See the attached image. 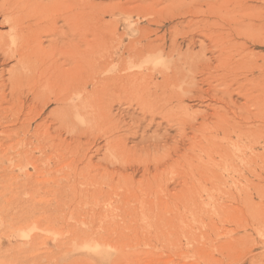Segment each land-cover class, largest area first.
Masks as SVG:
<instances>
[{
    "label": "rangeland",
    "instance_id": "rangeland-1",
    "mask_svg": "<svg viewBox=\"0 0 264 264\" xmlns=\"http://www.w3.org/2000/svg\"><path fill=\"white\" fill-rule=\"evenodd\" d=\"M94 1L89 61L131 70L130 106L88 83L79 139L54 103L30 122L33 145L0 137V264H264V0ZM2 61L0 110L22 116L28 91ZM128 107L148 116L125 139ZM112 130L132 153L108 149Z\"/></svg>",
    "mask_w": 264,
    "mask_h": 264
},
{
    "label": "bare ground",
    "instance_id": "bare-ground-1",
    "mask_svg": "<svg viewBox=\"0 0 264 264\" xmlns=\"http://www.w3.org/2000/svg\"><path fill=\"white\" fill-rule=\"evenodd\" d=\"M86 5L87 0H44L43 2L39 0H0V16L4 18L2 24L9 28L8 33L0 36V61L4 60L2 61L3 67L9 62L14 63L9 70L12 91L19 87L28 91L27 99L21 107L25 112H21L22 116L8 115V112L0 110V128L3 129L0 137L8 135L7 141L24 142L27 140L26 145H33V142L27 139L31 128L30 122L40 116L46 107L54 103L58 106L55 113L57 123L67 130L70 129L74 139H79L84 133L85 123L88 122L85 121L86 111L93 105L92 102H88L90 95L87 93L88 83L93 84L92 92L97 93L100 88L103 90L104 98L103 100L98 99L97 103L101 100L114 102V93L118 95L119 92L124 91L127 94L125 104L130 106L129 92L133 77L131 70L127 66L114 67L111 64L100 66L89 61L88 53L98 47L101 37L96 31L94 33V30L87 28ZM91 5L93 11L96 12L100 4L94 1ZM210 12H213L216 20L214 21L210 16L203 18L202 22L211 33L212 39L219 38L221 31L217 27L220 19L218 14H221L223 9L212 8ZM231 24H236L237 27L243 23L233 21ZM212 28L215 29L214 32ZM262 40L264 41V39H254L256 43H262ZM45 43H48V46H45ZM191 58H198V55L191 54ZM4 72V70L1 71V75ZM110 72L113 74L108 75ZM162 74L163 80L167 79L166 73ZM118 76L124 77L123 84L117 82ZM154 103L155 110H159V102ZM11 107L17 108L18 105ZM147 108L150 107L143 105L144 110ZM128 109L124 112L125 118L120 120L123 123L122 128L127 132L125 139H128L133 131V125L127 122V119L133 123L137 119L134 114H131V108L128 107ZM169 112L171 113L165 108L160 109V114L164 117ZM144 115L145 118L137 119L140 126L146 122L148 115ZM150 116L154 115L150 114ZM110 117L112 121L115 119L111 114ZM20 129L24 132L23 139L18 132ZM112 131L114 135L111 134L106 142L108 149H111L114 144L122 146L124 152L132 153L131 149L126 148L125 142H119L120 140L115 135L116 131ZM46 146L49 147L48 141L45 144L40 143L42 151H46ZM188 168L197 172L193 165H188Z\"/></svg>",
    "mask_w": 264,
    "mask_h": 264
}]
</instances>
